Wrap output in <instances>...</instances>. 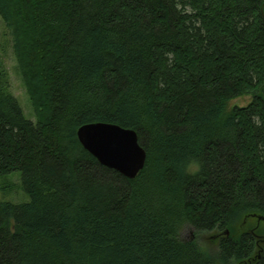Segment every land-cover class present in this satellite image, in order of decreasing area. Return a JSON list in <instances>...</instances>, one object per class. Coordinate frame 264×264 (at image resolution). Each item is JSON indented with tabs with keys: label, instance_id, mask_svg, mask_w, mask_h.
Listing matches in <instances>:
<instances>
[{
	"label": "trees",
	"instance_id": "trees-1",
	"mask_svg": "<svg viewBox=\"0 0 264 264\" xmlns=\"http://www.w3.org/2000/svg\"><path fill=\"white\" fill-rule=\"evenodd\" d=\"M0 18L35 115L0 66V176L30 197L0 201V264H264L246 227L264 217V0H0ZM92 122L136 132L134 178L83 148Z\"/></svg>",
	"mask_w": 264,
	"mask_h": 264
},
{
	"label": "water",
	"instance_id": "water-1",
	"mask_svg": "<svg viewBox=\"0 0 264 264\" xmlns=\"http://www.w3.org/2000/svg\"><path fill=\"white\" fill-rule=\"evenodd\" d=\"M77 137L83 148L101 165L127 178H134L145 164L146 151L133 129L113 123L92 122L82 125L77 130ZM263 218L258 216L259 220Z\"/></svg>",
	"mask_w": 264,
	"mask_h": 264
},
{
	"label": "rangeland",
	"instance_id": "rangeland-1",
	"mask_svg": "<svg viewBox=\"0 0 264 264\" xmlns=\"http://www.w3.org/2000/svg\"><path fill=\"white\" fill-rule=\"evenodd\" d=\"M0 66L5 72L6 83L9 91L17 98L23 114L26 119L35 121V115L31 101L23 84L17 61L15 59L12 38L6 30L3 21L0 18ZM250 102L249 96H241L229 101L226 105L225 112L230 111L234 106H245ZM30 200L29 195L23 190L20 172L16 171L9 175L0 176V201L12 203H23ZM254 218L248 219L246 227L251 228L258 226L264 230V221ZM192 235L186 231L185 238L189 239Z\"/></svg>",
	"mask_w": 264,
	"mask_h": 264
}]
</instances>
